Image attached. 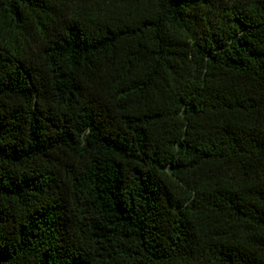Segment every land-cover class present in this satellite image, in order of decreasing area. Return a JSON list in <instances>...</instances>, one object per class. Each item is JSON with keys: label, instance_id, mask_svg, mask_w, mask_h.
Here are the masks:
<instances>
[{"label": "trees", "instance_id": "obj_1", "mask_svg": "<svg viewBox=\"0 0 264 264\" xmlns=\"http://www.w3.org/2000/svg\"><path fill=\"white\" fill-rule=\"evenodd\" d=\"M0 264H264V0H0Z\"/></svg>", "mask_w": 264, "mask_h": 264}]
</instances>
